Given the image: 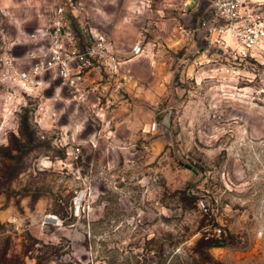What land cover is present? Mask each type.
I'll use <instances>...</instances> for the list:
<instances>
[{
  "label": "rangeland",
  "instance_id": "rangeland-1",
  "mask_svg": "<svg viewBox=\"0 0 264 264\" xmlns=\"http://www.w3.org/2000/svg\"><path fill=\"white\" fill-rule=\"evenodd\" d=\"M175 5L0 0V264H264V44L227 72L178 29L205 5ZM59 6L120 62L84 100L54 71L7 81Z\"/></svg>",
  "mask_w": 264,
  "mask_h": 264
},
{
  "label": "built area",
  "instance_id": "built-area-1",
  "mask_svg": "<svg viewBox=\"0 0 264 264\" xmlns=\"http://www.w3.org/2000/svg\"><path fill=\"white\" fill-rule=\"evenodd\" d=\"M172 1L182 18L205 5L196 26L180 23L178 29L185 37L194 36L195 32L202 34L204 51H209L227 72H239L256 60V49L264 44V0ZM55 12L49 30L32 34L34 39L47 43L28 52L25 59L29 69L15 67L12 60L6 62L14 73L7 81L13 79L24 86L31 76L54 71L74 97L84 100L85 92L91 87L88 83L91 71L104 64L111 74H118L120 62L111 50L110 39L97 30H86L85 45L79 47V34L72 28L66 7L59 6ZM131 52L142 54L144 47L136 43ZM8 98L12 99V96ZM76 149L80 150L79 147Z\"/></svg>",
  "mask_w": 264,
  "mask_h": 264
},
{
  "label": "trees",
  "instance_id": "trees-1",
  "mask_svg": "<svg viewBox=\"0 0 264 264\" xmlns=\"http://www.w3.org/2000/svg\"><path fill=\"white\" fill-rule=\"evenodd\" d=\"M188 197H190V198H192V201L194 200V196H192V195H189ZM213 244H211V242H210V244H208V247H210V246H212ZM155 251H156V253H157V255L159 256V257H161L162 256V254L161 253H159L158 254V252H160V251H162L163 250V248H162V246H160V248H155L154 249ZM158 251V252H157ZM209 259H211V258H209ZM213 262V261H212Z\"/></svg>",
  "mask_w": 264,
  "mask_h": 264
},
{
  "label": "clouds",
  "instance_id": "clouds-1",
  "mask_svg": "<svg viewBox=\"0 0 264 264\" xmlns=\"http://www.w3.org/2000/svg\"><path fill=\"white\" fill-rule=\"evenodd\" d=\"M45 166L47 167L48 165H47V164H45Z\"/></svg>",
  "mask_w": 264,
  "mask_h": 264
}]
</instances>
